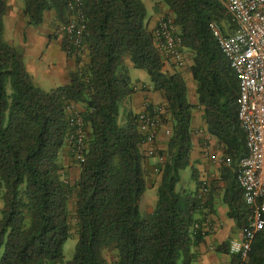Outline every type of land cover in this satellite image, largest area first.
I'll return each mask as SVG.
<instances>
[{"label":"trees","instance_id":"trees-1","mask_svg":"<svg viewBox=\"0 0 264 264\" xmlns=\"http://www.w3.org/2000/svg\"><path fill=\"white\" fill-rule=\"evenodd\" d=\"M163 1L166 16L179 28L182 50L192 55L197 104L190 102L181 72L157 47L142 0H84L82 56L76 57L69 83L50 91L34 84L22 51L4 41L9 5L0 0V264H193L206 235L208 214L201 213L212 205L215 190L199 180L191 158L196 107L232 161L223 196L227 215L239 228L247 226L251 211L235 171L247 154L237 115L239 81L210 23L218 22L224 31L234 26L221 0ZM50 11L58 27L69 18L66 0H24L28 25L43 24ZM61 41L66 51V40ZM127 58L165 98L161 117L171 125L167 148L154 155L165 161L156 166L158 199L146 218L140 199L147 187V137L139 129V114L129 111L121 119V102L136 92ZM71 103L83 108L87 132L85 160L74 184L62 163V152L70 147ZM188 167L196 188L178 189ZM204 183L210 188L206 202L200 198ZM74 232L75 255L65 261L64 244ZM229 245L230 240L216 250L230 255V264H264V229L245 259L231 254Z\"/></svg>","mask_w":264,"mask_h":264},{"label":"built area","instance_id":"built-area-1","mask_svg":"<svg viewBox=\"0 0 264 264\" xmlns=\"http://www.w3.org/2000/svg\"><path fill=\"white\" fill-rule=\"evenodd\" d=\"M66 1L69 18L59 26V33L66 40V53L76 58L82 56L87 31L84 0ZM221 2L234 28L231 32L224 31L218 22L212 21L210 29L239 81L237 115L245 135L247 154L239 160L235 171L237 182L251 211L249 222L243 228L242 238L230 240L229 250L231 254L245 259L256 234L264 229V0ZM178 30L172 17L163 16L154 28V37L166 62L177 68H184L186 57ZM149 108L146 106L139 113L138 124L140 131L147 137L144 143L145 153L154 156L158 153V130L163 128L167 135H171V127L161 117L165 112L162 107ZM68 113L72 127L68 142L74 158L81 164L85 160L87 137L84 116L75 103L68 106ZM213 158L216 159L215 156ZM218 160L228 166L232 162L230 158L222 156ZM164 161L163 156H158V163L163 164ZM209 193L210 188L204 183L200 193L203 202H206ZM203 225L204 229L212 227L209 215Z\"/></svg>","mask_w":264,"mask_h":264},{"label":"crops","instance_id":"crops-1","mask_svg":"<svg viewBox=\"0 0 264 264\" xmlns=\"http://www.w3.org/2000/svg\"><path fill=\"white\" fill-rule=\"evenodd\" d=\"M8 5L10 8L5 17V22L10 18L16 22H12L14 26L12 44L22 50L27 69L34 82L40 80L53 87V89L60 85L68 84L70 73L76 69V58L69 56L62 47V37L56 30L59 23L55 22L54 13L52 11L46 13L43 24L39 26L27 25L22 12L24 5L19 6L17 0H8ZM159 8L158 13L149 19L151 29L156 27L161 17L169 14V9L164 3H160ZM50 16L51 19L48 21ZM47 21L49 26L46 27ZM227 31L231 32L232 29ZM183 52L186 57V67L177 69L186 80L190 102L197 104L196 81L190 69L193 64L192 55L187 49H184ZM126 64L130 68V76L136 88V92L126 101L130 106V111L138 114L146 106L164 107L166 100L160 92L152 90L149 75L144 70L135 69L129 58L126 59ZM78 106L81 108L80 105ZM134 107L136 110L133 109ZM192 127L194 131L191 158L198 168L199 180L210 183L215 189L211 198L212 205L210 206L208 202L205 212L201 213L206 214L208 212L213 225L211 228L204 229L206 232L204 242L196 247L197 258L193 264H221V261L224 264H230V255L218 252L216 248L228 240L242 238L243 229L236 225L234 219L228 217V207L223 202L226 179H228V170L226 169L228 165L222 164L218 159L221 156L225 157L224 149L217 138L209 134L203 118V111L200 107H196L193 110ZM169 139L170 136L165 133V130L163 128L159 129L156 142L158 150H165ZM144 149H146V146H144ZM62 163L65 166L66 179L68 180L67 176L71 175L76 181L80 173V167H76V164L72 162L68 145L62 152ZM157 164V156H148L145 164L148 186L159 185L160 175L157 174ZM207 197L208 195L206 200ZM2 206L3 201L0 199V210ZM153 210L154 208L149 210V215Z\"/></svg>","mask_w":264,"mask_h":264},{"label":"rangeland","instance_id":"rangeland-1","mask_svg":"<svg viewBox=\"0 0 264 264\" xmlns=\"http://www.w3.org/2000/svg\"><path fill=\"white\" fill-rule=\"evenodd\" d=\"M142 1L144 2L145 6L147 8L148 21H149V19L151 17H154L158 13V11L160 9L159 8V4L160 3H164L163 0H142ZM17 2L19 4V6L24 5V0H17ZM8 11H9V9H8ZM50 19H51V16L48 18V21ZM9 20H10V22H9ZM9 20H7V22H5V18H4L3 39H4L5 42L13 45L12 42H13L14 26L12 25V22H15V21H13L11 18ZM24 20H25V23L27 24V18L26 17H24ZM48 21H47L46 27L49 26ZM225 25H226V27L228 26L227 24H225ZM56 30L59 32V27H57ZM33 82H34V80H33ZM34 84L37 87H39V88H41V89H43L45 91H50V90L53 89V87L49 86L48 84H46L44 82H41L40 80L35 81ZM159 107H161V106H159ZM81 108L79 107V109L82 111L83 109H81ZM133 109L136 110L135 107ZM129 111H130L129 104L126 101L121 102V114H122L121 119H122V121H123V118H122L123 114L125 115ZM167 125H169V123ZM169 126L171 127V125H169ZM168 136H170V135H168ZM71 160H72L73 163L76 164V167L79 166V163L76 161V159L74 158L73 154H71ZM67 178L71 182V184L75 183L74 182L75 180L72 178L71 175H68ZM158 186H159L158 184L155 185V186H148L147 185L146 190H145V192L143 193V195L141 197L140 212H141L142 218H146L149 215V210L156 206L157 199H158ZM194 186H195V182H194V180L192 178V168L188 167L186 169H183L181 171V181L178 184V189H181V188L194 189ZM74 202H75V199L74 200L72 199V202H71V205H70V208H71L72 212L74 210ZM72 225L73 226L75 225V219H72ZM77 242H78V236L74 232L72 234V236L64 244L63 252H64V256H65L64 257L65 261H71L73 259L74 255H75ZM107 257L110 260H113V258H114L111 253L107 254ZM221 264H224V263L221 261Z\"/></svg>","mask_w":264,"mask_h":264}]
</instances>
